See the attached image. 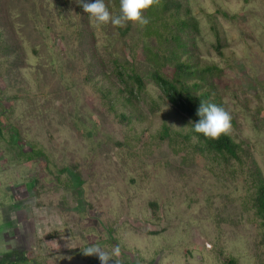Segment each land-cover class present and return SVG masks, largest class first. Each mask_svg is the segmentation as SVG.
<instances>
[{
	"label": "rangeland",
	"instance_id": "rangeland-1",
	"mask_svg": "<svg viewBox=\"0 0 264 264\" xmlns=\"http://www.w3.org/2000/svg\"><path fill=\"white\" fill-rule=\"evenodd\" d=\"M116 1L104 0L113 15ZM166 1L173 9L156 0L146 26L117 27L97 26L79 0H0L5 264H100L90 245H118L119 264H264L251 207L254 171L264 179V0ZM148 47L178 53L194 73L186 85L231 114L241 163L186 138L189 122L158 102ZM114 61L141 73L143 122L127 125L136 118L107 104L114 93L101 102L90 88L102 69L115 81ZM163 126L177 145L161 144Z\"/></svg>",
	"mask_w": 264,
	"mask_h": 264
},
{
	"label": "trees",
	"instance_id": "trees-1",
	"mask_svg": "<svg viewBox=\"0 0 264 264\" xmlns=\"http://www.w3.org/2000/svg\"><path fill=\"white\" fill-rule=\"evenodd\" d=\"M158 1L163 4L164 13H168L173 9L171 7H174V5L170 3L171 1ZM116 4L119 9V0L116 1ZM176 8H178V6ZM181 26L183 25L181 24ZM148 37H151V35ZM164 38L165 36L156 37L160 43L167 42V40L166 42L164 41ZM172 40L177 45L180 44L178 38L175 37ZM166 50L167 49H164L163 52ZM163 52L161 53L152 50L150 47L145 48L146 61L151 64L154 69L151 78L160 93L158 102H166L170 106L169 113L172 114V116H179L182 114L190 124V121H196L199 119L196 112L200 102H212V100H209L208 95L196 96L193 93L192 88L186 85L185 80L192 78L194 73L190 72V68L179 61L178 53L171 49H169V53L167 54H164ZM113 63L115 65V81L109 77L110 75L107 71L102 69L99 74L95 73L96 78L99 77V80L96 82V78L93 79L90 88H94L96 94L99 95L98 99L101 102L106 101L109 96L114 93L116 100L109 99L107 104H111L112 101H114L115 104H119L121 108L123 107L124 109H127L129 114L136 118L135 120L128 121L127 125H132L133 121L143 122L144 118L139 111V104L140 100L145 99L143 93L146 86L141 73L132 66L133 62L129 63L126 61L121 64L118 61H114ZM93 66L97 68L100 67L98 62H95ZM85 80L86 82L88 81L87 79ZM116 80L119 82V85L116 84ZM102 82L106 83L109 88L105 89L103 85H100L99 87V84H102ZM196 87L198 86L196 85L195 88ZM149 103L153 107L159 109L156 100L149 99ZM212 103L216 102L213 101ZM116 118H118L119 123L122 124L125 115L120 113ZM172 134L174 135L173 137ZM186 136L189 141L191 138L197 140L198 143L202 144L203 147L214 157H220L225 161L234 160L237 163H241V147L239 144L235 143L227 133L222 134L218 139L213 140L205 138L202 134L195 133L190 126V132ZM158 139L161 144H164L166 147L177 145V143L180 142L179 139H176V134L173 133L172 128L167 126L162 127V130L158 134ZM254 173L256 174V177L253 183L254 198L251 207L254 217L264 222V179L259 171H254ZM261 243L264 245V235ZM228 264H235V262L230 260Z\"/></svg>",
	"mask_w": 264,
	"mask_h": 264
},
{
	"label": "clouds",
	"instance_id": "clouds-1",
	"mask_svg": "<svg viewBox=\"0 0 264 264\" xmlns=\"http://www.w3.org/2000/svg\"><path fill=\"white\" fill-rule=\"evenodd\" d=\"M156 0H119V14L113 15L104 0H79L83 11L94 19L97 26L111 23L113 26L124 27L128 22L146 26L149 18L144 14L153 6ZM196 115V121H190L192 131L202 134L208 139H218L231 128V114L221 105L201 101ZM85 256L98 257L100 264H119L114 259L121 255V248L117 245L111 251H105L98 245H90L82 249Z\"/></svg>",
	"mask_w": 264,
	"mask_h": 264
},
{
	"label": "crops",
	"instance_id": "crops-1",
	"mask_svg": "<svg viewBox=\"0 0 264 264\" xmlns=\"http://www.w3.org/2000/svg\"><path fill=\"white\" fill-rule=\"evenodd\" d=\"M43 221H44V220H43ZM43 221H42V222H43ZM24 260H25V258H23V261H24ZM20 261H22V260H20ZM23 261H22V262H23ZM12 262H14V261H11L10 263H6V264H11ZM0 264H5V263H4V258H1V257H0Z\"/></svg>",
	"mask_w": 264,
	"mask_h": 264
},
{
	"label": "flooded vegetation",
	"instance_id": "flooded-vegetation-1",
	"mask_svg": "<svg viewBox=\"0 0 264 264\" xmlns=\"http://www.w3.org/2000/svg\"><path fill=\"white\" fill-rule=\"evenodd\" d=\"M8 256H9V255H8ZM8 256H6V257H7V258H5L6 260L8 259ZM19 258H20V257H17L16 260H18ZM16 260H14V261H16Z\"/></svg>",
	"mask_w": 264,
	"mask_h": 264
}]
</instances>
